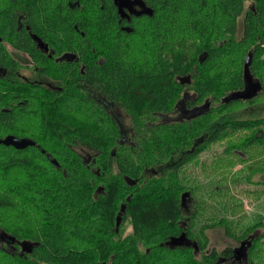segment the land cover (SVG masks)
<instances>
[{"label": "trees", "instance_id": "trees-1", "mask_svg": "<svg viewBox=\"0 0 264 264\" xmlns=\"http://www.w3.org/2000/svg\"><path fill=\"white\" fill-rule=\"evenodd\" d=\"M140 1L151 13L126 18L114 0H0V138L35 142L0 143V264L233 260L238 246L208 249L213 228L264 264V206L245 221L206 204L218 170L264 192V0ZM8 46L50 82L22 76Z\"/></svg>", "mask_w": 264, "mask_h": 264}, {"label": "rangeland", "instance_id": "rangeland-1", "mask_svg": "<svg viewBox=\"0 0 264 264\" xmlns=\"http://www.w3.org/2000/svg\"><path fill=\"white\" fill-rule=\"evenodd\" d=\"M250 2L248 1L246 3V6H250ZM8 50L10 53L17 59L20 65V73H22V76L25 78L28 77L30 79L34 80H40L45 83H49L50 79L48 76L42 75L38 73L35 70V65L33 61L30 59V57L23 53L22 51H17L8 46ZM191 94H186L185 96H190ZM105 106L109 107L110 103L105 102ZM110 110L114 113H116L120 120L122 121V126L130 132L129 126H130V120L129 117L126 115V113L119 107L112 105ZM190 114V111L186 110L185 108H182L181 110H177L173 113L168 114H162L159 115V120H175L180 119L182 117H185ZM216 147H212L210 150L204 151L200 154L201 158H208L211 159V155L214 154ZM75 149L83 156L84 159L90 158L94 151L91 149L77 145ZM219 149V148H218ZM247 164L241 165L240 163H236L232 169L231 172L228 173V177L231 175L232 172H234V175L239 174L240 172H243L247 168ZM225 176V170L223 173H220L218 170V173L215 176V185H213V194L214 196L212 198H209L207 200V206L216 207L217 209H220L221 205H228L231 207V210L233 211L234 216H242L243 219L251 220L254 217L255 212H261L263 211L264 206V192H261V194L258 195H249L247 193H244L243 191H239L241 188L239 186H229V180ZM209 170L205 172V176L203 178L204 182L210 181L211 178ZM202 178V177H201ZM214 178V177H213ZM264 178V177H263ZM211 182V181H210ZM228 183V184H227ZM207 188L209 186H206ZM259 188V187H258ZM201 190H199L196 194L200 196ZM185 199L186 205H191V196L186 193L183 200ZM239 203V206H234ZM264 212V211H263ZM263 214V213H262ZM264 215V214H263ZM119 225V224H118ZM130 226L125 222L123 225V234H126L129 232ZM208 249L211 247H214L216 250H220L226 245H231L233 247L238 246V249H236V254L234 255L233 260L224 262V260L219 261L218 264H243L242 262V254L240 251L241 246L239 244H236L233 240L228 238L223 230L221 228H213L208 229ZM5 245L7 248H11V244L8 242V240L5 238L4 234L0 231V245Z\"/></svg>", "mask_w": 264, "mask_h": 264}, {"label": "water", "instance_id": "water-1", "mask_svg": "<svg viewBox=\"0 0 264 264\" xmlns=\"http://www.w3.org/2000/svg\"><path fill=\"white\" fill-rule=\"evenodd\" d=\"M114 3L117 5V8H118V12L120 13L121 16H126L125 12L123 11V8H122V0H114ZM146 13L150 14L151 11L148 10V9H145L144 10ZM247 93H245L243 96H246ZM0 143H3V144H6V145H13L14 147L16 148H23L27 145H33L35 144V142L30 139V138H27V137H16L14 135H11V134H8L6 136H4L3 138H0ZM54 163H56L54 160H53ZM57 164V163H56ZM58 166V165H56ZM186 192H184L181 196V199L183 200L184 196H185ZM128 198V197H127ZM120 211H124V203H122L120 205ZM117 220H116V231H117V227H118V223L120 221V214L117 215Z\"/></svg>", "mask_w": 264, "mask_h": 264}, {"label": "flooded vegetation", "instance_id": "flooded-vegetation-1", "mask_svg": "<svg viewBox=\"0 0 264 264\" xmlns=\"http://www.w3.org/2000/svg\"><path fill=\"white\" fill-rule=\"evenodd\" d=\"M122 8L127 16L126 18H129V16L133 15L134 13L140 14L142 12H145L144 10L147 9L144 3L140 0H122ZM45 52H48V50L45 49ZM48 53L49 55H53L52 52ZM59 57H62V55H59Z\"/></svg>", "mask_w": 264, "mask_h": 264}]
</instances>
